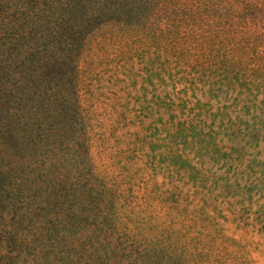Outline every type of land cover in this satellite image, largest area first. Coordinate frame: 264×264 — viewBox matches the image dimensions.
<instances>
[{
  "label": "trees",
  "instance_id": "16d2710c",
  "mask_svg": "<svg viewBox=\"0 0 264 264\" xmlns=\"http://www.w3.org/2000/svg\"><path fill=\"white\" fill-rule=\"evenodd\" d=\"M219 1L224 5L215 9ZM190 2L205 12L226 15L230 10L238 24L264 15V0ZM176 5L171 0H0V107L14 105L8 112L20 110V120L27 113L37 141L45 140L49 130L60 129L83 141L63 150L48 145L49 153L24 165L22 177L1 182L8 197L24 198L4 199L0 264H221L227 237L216 245L213 240L222 234L221 221L237 218L218 213L214 202L223 190L247 200L264 191V161L258 159L264 141V99L258 102L254 94L261 92L258 82L264 84V60L251 67L244 56H237L238 50L229 57L231 49L227 58L233 67L228 69L237 68V73L215 79L212 57L217 61L218 53H204L206 64L188 65L197 78L188 84L184 71L172 78L173 92L165 91L161 105L150 112L153 118L146 129L151 141L161 145L158 160L152 159L149 166L177 184L170 188L177 205L165 209L174 210L176 217L165 225L139 221L134 209L124 207L127 194L95 174L86 123L78 110V63L92 33L111 23L141 31L155 25L159 13L161 27L188 25L182 14L186 8ZM169 14L175 17L167 21ZM153 28L144 30L150 38ZM41 98L59 104L56 114L47 115L64 116V127L52 128L59 120L47 126L49 117L38 114ZM6 134V125H0V135ZM12 169L0 166V181ZM259 225L264 234V222ZM190 229L194 233L189 234Z\"/></svg>",
  "mask_w": 264,
  "mask_h": 264
},
{
  "label": "rangeland",
  "instance_id": "374dc122",
  "mask_svg": "<svg viewBox=\"0 0 264 264\" xmlns=\"http://www.w3.org/2000/svg\"><path fill=\"white\" fill-rule=\"evenodd\" d=\"M171 4L186 8L180 11L188 19V25L181 26L178 23L174 29L161 27V13L156 17L155 25L141 31H129L113 23L104 25L89 37L78 63V110L86 123V142L89 144L94 172L115 190L127 194V203L124 205L126 211L134 209L139 221L151 225L159 222L165 225V221L176 217L174 210L165 209L168 205H177L178 199L170 192V188L177 184H171L174 179L166 178L163 171L149 166L152 159L158 160L161 143L151 141L150 132L146 129L147 123L153 118L150 112L156 111L161 105L165 91L173 92L171 79L184 71L185 80L190 84L189 81L197 78V74L188 65L193 66L196 62L206 64L208 56L202 55L211 51H216L219 56L218 62L213 61L212 57L215 79L226 80L237 73V68L228 69V66L233 67L227 58L231 49L229 57H233L234 50H238L241 53L237 56H244L243 59L251 67L264 60L263 14L252 17L250 22L238 24L230 10L226 15H221L219 10V13L216 10L205 12L190 0H171ZM223 5V1L214 4L215 9H221ZM176 15L180 17L181 13ZM174 17L175 14H169L165 20ZM153 26V38H150L151 34L144 30ZM254 26L258 27V31H254ZM201 71L209 74L203 69ZM257 85L261 92L255 90L254 94H257L255 99L260 102L264 99V84L258 82ZM219 95L224 96V93L220 92ZM39 103L38 114L44 115V119L49 117L47 113L56 114L59 109V104L54 105L53 100L47 98H41ZM29 105L28 102L24 107L28 108ZM13 106L9 104L7 107ZM7 107H0V125L5 124L8 133L0 135V166L13 169L10 175H5V179L0 181V210L5 205L4 199H12L13 196L14 200L24 198L16 194H9L8 197L7 192L1 190V182L10 184L12 179L9 176H21L24 165H33L40 153H49L48 145L63 150L83 143L80 137L77 140V134L72 137L65 129H60L64 127L66 118L55 115L47 118L46 124L48 126L52 121L59 120L60 123L55 121L51 126H57L60 130L55 133L49 130L45 140L37 141L36 126L28 124L32 122L28 114L24 113L25 118L20 120L21 111L8 112ZM50 108H53L52 111H49ZM78 129H81L79 124ZM260 147L258 159L264 161V141L260 142ZM260 183L262 189L264 176ZM223 191L214 202L216 210L223 216H235L237 220L221 221L222 227L218 230L222 234L213 240L216 245L220 244V240L223 241V236L227 237L224 251L221 250L225 253L221 257V264H264V234L259 225L264 222V191L254 195L252 200L234 197L230 191ZM188 233H194V230L190 229ZM188 233L186 236L189 237ZM191 236L200 238L198 235Z\"/></svg>",
  "mask_w": 264,
  "mask_h": 264
}]
</instances>
